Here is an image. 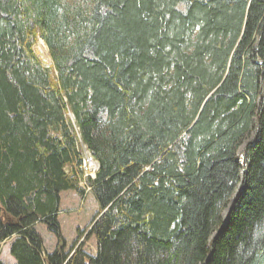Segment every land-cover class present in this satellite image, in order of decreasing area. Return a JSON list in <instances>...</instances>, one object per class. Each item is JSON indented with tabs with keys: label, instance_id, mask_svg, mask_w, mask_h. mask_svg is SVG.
I'll return each mask as SVG.
<instances>
[{
	"label": "trees",
	"instance_id": "trees-1",
	"mask_svg": "<svg viewBox=\"0 0 264 264\" xmlns=\"http://www.w3.org/2000/svg\"><path fill=\"white\" fill-rule=\"evenodd\" d=\"M80 142L95 254L58 221ZM7 242L16 264H264V0H0Z\"/></svg>",
	"mask_w": 264,
	"mask_h": 264
},
{
	"label": "rangeland",
	"instance_id": "rangeland-1",
	"mask_svg": "<svg viewBox=\"0 0 264 264\" xmlns=\"http://www.w3.org/2000/svg\"><path fill=\"white\" fill-rule=\"evenodd\" d=\"M69 1L72 2L75 0ZM34 52L45 67L52 68L53 62L49 55L48 46L42 39H39L34 46ZM255 136L256 133L254 130H252L249 135L244 138L241 146L238 149V153H243L246 147L254 140ZM80 146V154L82 159H84V153L82 150L84 147H82L81 142ZM240 160L243 162L244 158H241ZM79 187L81 190H83L80 184ZM241 190V185H239L235 191V195H237ZM91 192L84 193V195L81 196L75 191H64L62 193L61 197L63 198V212L59 215L58 221L61 226V233L67 251L70 250L74 241L78 237V230H81L83 231V235L81 234L82 236L79 244H83L85 249L91 253L95 254L97 252L96 240L94 237H87L93 219L99 211V204ZM230 208L231 205L228 206V209H226L222 215L224 222L228 220ZM36 229L44 241L45 250L49 251L50 253L54 252L59 244L57 236L51 233L44 224H38ZM0 261L2 264H16L15 259L10 255V242L4 243L2 245Z\"/></svg>",
	"mask_w": 264,
	"mask_h": 264
},
{
	"label": "built area",
	"instance_id": "built-area-1",
	"mask_svg": "<svg viewBox=\"0 0 264 264\" xmlns=\"http://www.w3.org/2000/svg\"><path fill=\"white\" fill-rule=\"evenodd\" d=\"M82 147H84L82 148L84 153V159L81 167L83 172V178L80 180L79 184L84 190V193H90L92 191V187L89 181H94L96 179L100 166L98 161L93 157L87 147L84 145H82Z\"/></svg>",
	"mask_w": 264,
	"mask_h": 264
},
{
	"label": "crops",
	"instance_id": "crops-1",
	"mask_svg": "<svg viewBox=\"0 0 264 264\" xmlns=\"http://www.w3.org/2000/svg\"><path fill=\"white\" fill-rule=\"evenodd\" d=\"M75 192H76V191H75ZM61 196H62V193H61ZM62 202H63V198L61 197V212L59 213V215L63 212V211H62V210H63V209H62V206H63V205H62ZM59 215H58V217H59ZM47 252H49V251H47ZM49 253H50V252H49Z\"/></svg>",
	"mask_w": 264,
	"mask_h": 264
}]
</instances>
